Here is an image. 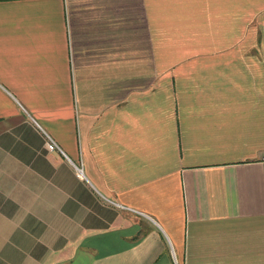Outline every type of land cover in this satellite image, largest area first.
<instances>
[{"label":"crops","instance_id":"1","mask_svg":"<svg viewBox=\"0 0 264 264\" xmlns=\"http://www.w3.org/2000/svg\"><path fill=\"white\" fill-rule=\"evenodd\" d=\"M0 264H264V0H0Z\"/></svg>","mask_w":264,"mask_h":264},{"label":"built area","instance_id":"2","mask_svg":"<svg viewBox=\"0 0 264 264\" xmlns=\"http://www.w3.org/2000/svg\"><path fill=\"white\" fill-rule=\"evenodd\" d=\"M44 136H45V147L47 150H49V151L60 150L57 143L49 135L44 133ZM75 169H76L78 175H80L81 174V167L78 165H75Z\"/></svg>","mask_w":264,"mask_h":264}]
</instances>
